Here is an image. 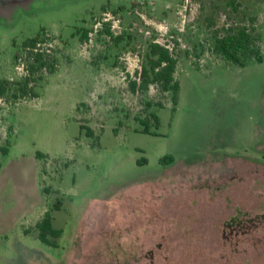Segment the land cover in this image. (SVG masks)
Instances as JSON below:
<instances>
[{"label":"rangeland","instance_id":"rangeland-1","mask_svg":"<svg viewBox=\"0 0 264 264\" xmlns=\"http://www.w3.org/2000/svg\"><path fill=\"white\" fill-rule=\"evenodd\" d=\"M242 27L262 62L214 51ZM154 43L176 101L130 89ZM29 77L0 98V264H264V0L0 1V80Z\"/></svg>","mask_w":264,"mask_h":264},{"label":"trees","instance_id":"trees-1","mask_svg":"<svg viewBox=\"0 0 264 264\" xmlns=\"http://www.w3.org/2000/svg\"><path fill=\"white\" fill-rule=\"evenodd\" d=\"M110 36L113 34L107 31ZM89 30H84L81 35V41L86 42L89 40ZM122 37H114L115 40H120ZM39 37L30 39L24 44L25 49H30L32 52L37 50V46L42 42ZM260 38L254 35L247 27L233 29L224 36L216 38L214 44V51L222 56L225 60L238 64L244 67L247 61L251 58H255L258 62L263 61L261 47L259 45ZM20 55L16 56V60ZM35 63H39L38 67L31 64L30 68L32 73L34 71L43 70L49 68V73L55 72V65L49 64L43 53L36 52ZM178 65V59L170 51L169 48L159 43H154L151 46L150 54L148 56V62L142 64L139 71L136 73V77L129 82L130 89L134 94H139L148 91L151 86L157 85L162 91L172 93L173 99L176 101V95L179 90V83L175 80V73ZM17 85L18 89L11 97L15 100L24 99L27 97H37L34 92L33 86H31V79L25 78L20 83L13 84L8 80H0V98L11 94L12 88ZM156 125H159L158 117L154 115ZM145 125V123H144ZM144 133H150L149 126H145ZM1 153L5 156L9 153V146L3 147ZM38 157H44L41 153L37 154ZM163 163H173L172 157H165L162 160ZM2 164L0 162V172L2 170ZM60 204V203H59ZM59 209L58 205L56 210ZM53 216L50 211L46 212L43 219L37 224V228L40 230L39 239L46 245L55 246L54 241L49 239V236L58 238L62 235L61 230H57L53 227Z\"/></svg>","mask_w":264,"mask_h":264},{"label":"flooded vegetation","instance_id":"flooded-vegetation-1","mask_svg":"<svg viewBox=\"0 0 264 264\" xmlns=\"http://www.w3.org/2000/svg\"><path fill=\"white\" fill-rule=\"evenodd\" d=\"M1 2H13V1H16V0H0Z\"/></svg>","mask_w":264,"mask_h":264}]
</instances>
